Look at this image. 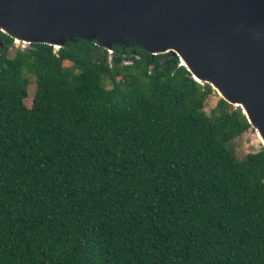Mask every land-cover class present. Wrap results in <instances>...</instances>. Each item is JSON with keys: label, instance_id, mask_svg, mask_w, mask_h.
I'll list each match as a JSON object with an SVG mask.
<instances>
[{"label": "trees", "instance_id": "obj_1", "mask_svg": "<svg viewBox=\"0 0 264 264\" xmlns=\"http://www.w3.org/2000/svg\"><path fill=\"white\" fill-rule=\"evenodd\" d=\"M11 45L0 32V264H264V145L235 155L238 107L205 112L213 89L170 51Z\"/></svg>", "mask_w": 264, "mask_h": 264}, {"label": "water", "instance_id": "obj_2", "mask_svg": "<svg viewBox=\"0 0 264 264\" xmlns=\"http://www.w3.org/2000/svg\"><path fill=\"white\" fill-rule=\"evenodd\" d=\"M0 22L29 34L20 43L53 49L72 37L94 39L108 56L112 44L176 57L173 45L180 46L205 81L191 78H213L249 103L264 136V0H0ZM0 32L15 41L12 32Z\"/></svg>", "mask_w": 264, "mask_h": 264}, {"label": "bare ground", "instance_id": "obj_3", "mask_svg": "<svg viewBox=\"0 0 264 264\" xmlns=\"http://www.w3.org/2000/svg\"><path fill=\"white\" fill-rule=\"evenodd\" d=\"M0 29L2 31H6V32H12L13 33V36H14V39H15L16 42L17 41H19V42H26V41H28L30 39L29 34H24V33L22 34L20 31L11 28L10 26L6 25L3 22H0ZM114 29L116 31H118L119 33L124 34L121 29H119L117 27H114ZM124 35L128 39H131L132 41H135L130 35H128V34H124ZM57 43L58 42H55V46L58 45ZM173 49L177 53V57H179V63H180V65L184 66L186 69H188V71H190L189 73L191 74L192 78L195 79V80H197V81H199V82L205 81L202 78V75L199 74L194 69L191 61L189 60V58L185 54L184 50L180 46H176V45H173ZM207 83L210 85V87L212 89H214L216 91V93L220 97L224 98L225 100H227L228 102L232 103L233 105H236V106H239L240 107L241 111H243L242 113L244 115H246V117L248 118V120L250 121V123L255 125L256 132H257V136L262 141V143L264 144V136L261 134L260 128L257 125V121L259 120V118L257 117V115H256L253 107L249 103H247L246 101H244V100H238V99H235V98L229 96L224 91V89L222 87H220L218 85V83H216V81L213 78L207 79Z\"/></svg>", "mask_w": 264, "mask_h": 264}, {"label": "rangeland", "instance_id": "obj_4", "mask_svg": "<svg viewBox=\"0 0 264 264\" xmlns=\"http://www.w3.org/2000/svg\"><path fill=\"white\" fill-rule=\"evenodd\" d=\"M92 40H94V39H92ZM95 44L99 45L98 42H96V41H95ZM27 46L28 45H26V44H23L20 42H15L12 39V45L8 48V54L12 55V53L14 52L15 49L24 48ZM100 47L103 48L102 46H100ZM109 50L111 51V49H109ZM106 52H107V50H106ZM131 53L134 54V52H132V51H131ZM126 62L127 61H123L122 63H126ZM63 65L67 66L69 64H68V62L64 61ZM27 78H28V84L26 87V92H27V100H28L34 91V84H33V77L32 76H27ZM213 92L214 93L206 99L205 107H204L205 112H208L209 109L214 106L216 99L219 97V95L216 93V91L214 89H213ZM231 106L232 107H238V106L233 105V104ZM262 144H263L262 141L257 136L256 128L251 126V125L249 126V128H247L245 131L240 133L238 136L234 137L231 141V146H232L233 152L235 153V155L238 158L242 157L247 152H252V151L257 150Z\"/></svg>", "mask_w": 264, "mask_h": 264}]
</instances>
